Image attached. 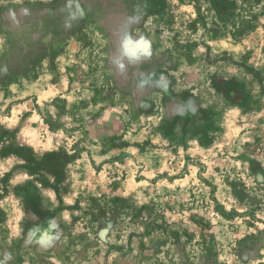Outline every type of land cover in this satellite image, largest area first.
I'll return each mask as SVG.
<instances>
[{
    "label": "rangeland",
    "instance_id": "1",
    "mask_svg": "<svg viewBox=\"0 0 264 264\" xmlns=\"http://www.w3.org/2000/svg\"><path fill=\"white\" fill-rule=\"evenodd\" d=\"M0 264H264V0H0Z\"/></svg>",
    "mask_w": 264,
    "mask_h": 264
}]
</instances>
